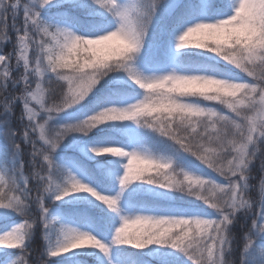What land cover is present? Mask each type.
<instances>
[{"label":"snow or ice","instance_id":"snow-or-ice-1","mask_svg":"<svg viewBox=\"0 0 264 264\" xmlns=\"http://www.w3.org/2000/svg\"><path fill=\"white\" fill-rule=\"evenodd\" d=\"M0 264H264V0H0Z\"/></svg>","mask_w":264,"mask_h":264},{"label":"trees","instance_id":"trees-1","mask_svg":"<svg viewBox=\"0 0 264 264\" xmlns=\"http://www.w3.org/2000/svg\"><path fill=\"white\" fill-rule=\"evenodd\" d=\"M13 38H14V36H13ZM11 49V45H9L6 49H5V51H9ZM19 111H20V109H19V107H17V114H19ZM15 126V125H14ZM258 165H257V168L254 170V175H257L258 176ZM254 183H255V181H254ZM249 224H250V222H249ZM239 231H240V225L238 224L237 226H236V232L237 233H239ZM41 240H40V238H39V236H37V238H36V240H35V243H34V245H33V247L34 248H39L40 246H41Z\"/></svg>","mask_w":264,"mask_h":264}]
</instances>
